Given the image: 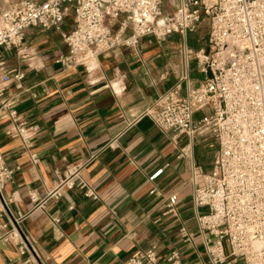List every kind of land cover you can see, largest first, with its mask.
<instances>
[{
  "label": "crops",
  "instance_id": "0c3cea01",
  "mask_svg": "<svg viewBox=\"0 0 264 264\" xmlns=\"http://www.w3.org/2000/svg\"><path fill=\"white\" fill-rule=\"evenodd\" d=\"M13 1L0 0V11ZM204 27L187 36L193 52L209 49L210 27ZM72 28L66 22L62 32L29 29L26 46L33 61L0 51L9 68L26 73V91L19 94L12 84L10 96L27 127L24 135L10 134L8 119H0V150L10 167H21L3 193L8 216L0 203V223L9 224L19 213L26 216L21 227L32 240L38 264H124L152 244L159 246L162 260L178 249L189 264H210L197 244L201 238L190 177L193 163L211 171L217 152L214 138L209 132L200 134L194 157L179 158L186 137H179L177 145L173 132L160 131L147 116L126 128V121L138 119L178 82L184 71L182 37H146L139 54L121 47L102 55L93 70L64 69L55 59L66 53L63 34ZM189 75L193 86L205 78L194 58ZM32 154L39 159L37 165ZM78 162L85 164L82 177L100 199L87 198L76 187L59 200H47L45 209H36L39 204L32 203L28 191L45 200L56 172ZM160 169L163 173L151 181ZM171 194L179 197L178 217L162 215ZM50 216L60 219L58 226ZM182 224L195 234L193 244L183 242ZM27 259L12 244L0 249V264H25Z\"/></svg>",
  "mask_w": 264,
  "mask_h": 264
},
{
  "label": "built area",
  "instance_id": "2783aa9c",
  "mask_svg": "<svg viewBox=\"0 0 264 264\" xmlns=\"http://www.w3.org/2000/svg\"><path fill=\"white\" fill-rule=\"evenodd\" d=\"M163 1L16 0L0 11V51L33 61L35 56L26 46L28 30L62 32L71 15L73 28L63 34L66 53L55 59L64 69L90 71L102 55L117 48L139 54L143 38L163 40L179 34L184 71L178 82L160 93L138 119L126 121V128L147 116L160 131L173 132L177 145L179 137H186L179 158L189 154L193 158L196 138L209 132L217 144L212 169L206 172L193 163L190 177L204 252L210 264H264V0H179L176 11L167 15ZM206 21L209 49L193 52L187 36ZM192 58L205 75L197 86L189 75ZM25 77V71L0 60V119H8L10 134L27 131L15 97L10 96L12 84L17 93L26 91ZM30 159L33 165L39 163L36 154ZM84 168L78 162L67 165L62 173L57 171V180L43 201L29 190L32 203L39 204L36 209H45L47 200H59L76 187L87 198L99 200L95 188L82 177ZM20 170V166L10 167L0 150V203L7 216L3 193ZM178 203V194H171L162 215L178 217ZM25 217L19 213L9 218V224L0 223V249L12 244L20 255L28 256L25 264H38L32 240L21 227ZM50 220L54 226L60 223L58 217L50 216ZM179 233L184 243L193 244L195 234L186 225H181ZM124 264L189 263L178 249L162 260L159 246L152 244Z\"/></svg>",
  "mask_w": 264,
  "mask_h": 264
},
{
  "label": "rangeland",
  "instance_id": "374dc122",
  "mask_svg": "<svg viewBox=\"0 0 264 264\" xmlns=\"http://www.w3.org/2000/svg\"><path fill=\"white\" fill-rule=\"evenodd\" d=\"M179 6V0H164L163 1V13L164 14H171L173 13L174 11H176V9L178 8ZM68 23V26L71 27L73 26V15H71L67 21ZM204 31H207L208 29V26H209V22L206 21L204 22ZM212 149H215V148H212ZM197 244L199 245V249L203 252L204 249L203 247L200 245L201 243L198 242L197 240ZM226 252H228V248L226 247L225 248ZM238 264H242L241 262H239Z\"/></svg>",
  "mask_w": 264,
  "mask_h": 264
}]
</instances>
